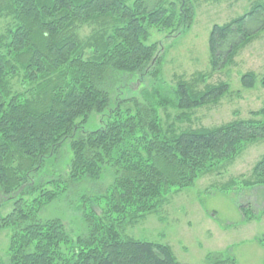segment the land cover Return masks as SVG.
Here are the masks:
<instances>
[{"label":"trees","instance_id":"trees-1","mask_svg":"<svg viewBox=\"0 0 264 264\" xmlns=\"http://www.w3.org/2000/svg\"><path fill=\"white\" fill-rule=\"evenodd\" d=\"M193 2L0 0L5 24L0 33V209L12 202V210L0 214V232L11 231L8 261L0 264H181L168 245L132 239L125 229L156 213L169 193L190 188L201 174L235 160L248 143L264 140V109L212 128H165L159 109L169 105L179 113L178 122L189 121L190 112L228 91L224 83L197 89L204 82L198 75L189 82L179 79L170 99L156 96L147 105L131 98L133 109L110 110L113 116L98 128L84 127L92 114L108 108L113 85L120 82L116 75L134 76L159 65L158 44L148 43L150 31L170 37L189 28ZM262 14L264 4H255L212 27V69L250 40L259 27L252 32L246 25ZM255 83L253 73L241 77L244 89ZM260 84L264 87V73ZM65 140L71 152L67 178L36 184L33 177ZM106 169L113 183L95 197L98 214L83 212L86 235L73 240L59 219L38 217L69 186L97 183ZM242 186L264 187V154ZM207 260L236 264L221 253L208 254Z\"/></svg>","mask_w":264,"mask_h":264},{"label":"rangeland","instance_id":"rangeland-1","mask_svg":"<svg viewBox=\"0 0 264 264\" xmlns=\"http://www.w3.org/2000/svg\"><path fill=\"white\" fill-rule=\"evenodd\" d=\"M193 4L195 12L189 28L170 37L156 30L150 31L148 43L158 44L156 58H159V65H152L145 73L134 76L116 75L115 80L120 82L112 87L108 108L101 115L92 114L85 131L98 128L113 116L110 110L119 108L120 112H125L133 109L131 98L147 105L156 100V96L170 99L171 90L179 79L189 82L198 75L204 76V82L197 84V89L224 83L228 85V91L217 102L190 112L189 121L178 122L179 113L169 105L159 109L158 116L165 128L171 124L178 130L212 128L247 119L251 112L264 109V87L260 84L264 73V14L255 24L246 25L251 31L259 27L258 31L217 69L210 65L208 45L214 25L221 26L248 12L253 5L264 4V0H196ZM4 26L0 22V33ZM88 30L85 28L83 35ZM238 40L239 37L235 41ZM153 70L158 74L153 75ZM246 73H253L256 78L252 89H244L241 85V77ZM118 99L129 101L118 103ZM263 154L264 140L248 143L235 160L201 174L190 188L169 193L156 213L127 227L124 235L168 245L181 264H208L207 256L213 253L227 254L236 264H262L264 246L256 240L264 241V187L249 189L242 183L252 179V169ZM70 158L69 143L65 140L33 181L39 184L59 177L65 180ZM113 179L111 170L106 169L97 183L72 184L66 193L41 209L38 217L41 220L59 219L73 240L86 235L83 212L99 213L94 204L95 197L111 187ZM11 210L12 202L3 203L0 214L4 217ZM10 234L8 229L0 232V261L5 263Z\"/></svg>","mask_w":264,"mask_h":264}]
</instances>
